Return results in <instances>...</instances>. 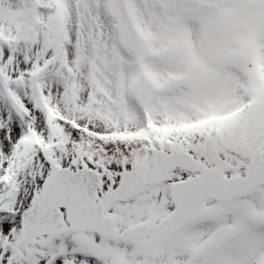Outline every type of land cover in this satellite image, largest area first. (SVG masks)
Listing matches in <instances>:
<instances>
[{"label":"snow or ice","instance_id":"6c2138e0","mask_svg":"<svg viewBox=\"0 0 264 264\" xmlns=\"http://www.w3.org/2000/svg\"><path fill=\"white\" fill-rule=\"evenodd\" d=\"M0 264H264V0H0Z\"/></svg>","mask_w":264,"mask_h":264}]
</instances>
